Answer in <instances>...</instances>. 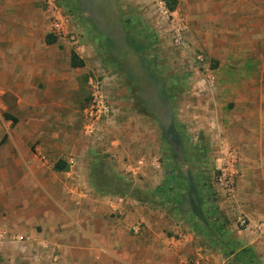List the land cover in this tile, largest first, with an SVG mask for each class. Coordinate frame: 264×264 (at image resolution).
I'll use <instances>...</instances> for the list:
<instances>
[{"label":"rangeland","instance_id":"1","mask_svg":"<svg viewBox=\"0 0 264 264\" xmlns=\"http://www.w3.org/2000/svg\"><path fill=\"white\" fill-rule=\"evenodd\" d=\"M171 3L0 0V143L9 138L2 129L34 134V152L54 171L58 164L75 174L84 163L99 192L150 202L182 221L203 220L191 198L157 192L195 183L219 226L206 222V245L226 264H264V239L254 235L264 226V98L242 91L245 80L244 91L264 94V44L253 41L264 33V0H177L173 11ZM57 14L68 35L53 32ZM73 54L82 66H72ZM100 101L112 107L110 122L95 118ZM128 107L164 125L156 188L126 176L123 162L93 143H103V127L127 121ZM94 123L102 131L93 139Z\"/></svg>","mask_w":264,"mask_h":264},{"label":"crops","instance_id":"2","mask_svg":"<svg viewBox=\"0 0 264 264\" xmlns=\"http://www.w3.org/2000/svg\"><path fill=\"white\" fill-rule=\"evenodd\" d=\"M253 41L264 44V33ZM260 67L264 68V58ZM245 85L249 81L242 85L245 99L264 98L261 90L258 94L244 91ZM118 93L113 95H122ZM236 94L241 97L240 90ZM145 115L128 107L126 123L103 127V132L107 130L99 138L103 143H93L107 147V152L123 162L126 176L156 188L164 179V173L154 176L156 167H161L164 125ZM102 130H96L93 139ZM6 131L8 140L0 143V260L4 263L226 264L222 251L206 245L203 220L189 216V222L182 221L150 202L99 192L87 183L89 170L82 161L75 174L54 171L44 156L34 152V134L26 136L21 129L8 128L2 129V139ZM172 134L179 140L174 127ZM190 195L192 208H198L193 203L197 195L193 191ZM263 233L262 224L255 238L264 239ZM207 238L215 241L212 236ZM247 245L261 255L257 243Z\"/></svg>","mask_w":264,"mask_h":264},{"label":"trees","instance_id":"3","mask_svg":"<svg viewBox=\"0 0 264 264\" xmlns=\"http://www.w3.org/2000/svg\"><path fill=\"white\" fill-rule=\"evenodd\" d=\"M177 6V0H172L171 3V11L175 10ZM84 63L75 55L73 54L72 56V66L74 68L82 66ZM66 169V166H59L58 164L56 165V171H64ZM191 191L195 192L197 195L196 199H193V202L196 204L198 203V211H199V216L201 219H203L204 222H208L211 225V228H214L215 230L219 228L218 222L214 221L212 219V213H211V206L208 204V201L206 200V196L203 194V192L197 187V184L193 183L191 184V190H158L157 193L159 194H167L168 192H171L172 195L176 196L177 199L180 198V202L184 201L186 197L191 198ZM177 192V193H176ZM172 197V196H171ZM178 206V204H177ZM194 218V217H192ZM196 219V218H195ZM216 222V223H215ZM213 229V230H214Z\"/></svg>","mask_w":264,"mask_h":264},{"label":"built area","instance_id":"4","mask_svg":"<svg viewBox=\"0 0 264 264\" xmlns=\"http://www.w3.org/2000/svg\"><path fill=\"white\" fill-rule=\"evenodd\" d=\"M59 14V13H58ZM54 15L53 17V23H52V29L55 35H68V21L62 16ZM72 38H75V36H72ZM97 114L95 116L97 122L102 120L104 122H110L112 120V107L110 103L100 101L98 103V108H97ZM93 115V114H92ZM92 129L90 130L92 134L95 133V123L92 125ZM140 228L136 230V232H139Z\"/></svg>","mask_w":264,"mask_h":264}]
</instances>
